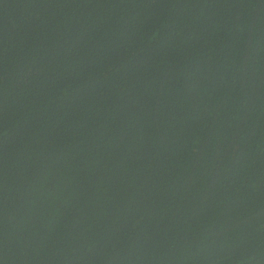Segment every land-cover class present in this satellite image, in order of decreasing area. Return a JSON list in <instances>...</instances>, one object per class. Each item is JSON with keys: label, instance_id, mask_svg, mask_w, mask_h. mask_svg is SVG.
<instances>
[{"label": "trees", "instance_id": "obj_1", "mask_svg": "<svg viewBox=\"0 0 264 264\" xmlns=\"http://www.w3.org/2000/svg\"><path fill=\"white\" fill-rule=\"evenodd\" d=\"M0 264H264V0H0Z\"/></svg>", "mask_w": 264, "mask_h": 264}]
</instances>
